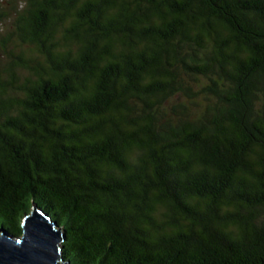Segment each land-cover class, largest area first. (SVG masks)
Returning <instances> with one entry per match:
<instances>
[{"label":"trees","instance_id":"1","mask_svg":"<svg viewBox=\"0 0 264 264\" xmlns=\"http://www.w3.org/2000/svg\"><path fill=\"white\" fill-rule=\"evenodd\" d=\"M34 206L69 264H264V0H0V231Z\"/></svg>","mask_w":264,"mask_h":264},{"label":"water","instance_id":"2","mask_svg":"<svg viewBox=\"0 0 264 264\" xmlns=\"http://www.w3.org/2000/svg\"><path fill=\"white\" fill-rule=\"evenodd\" d=\"M22 234L7 236L0 231V264H69L63 261V233L36 206L21 224Z\"/></svg>","mask_w":264,"mask_h":264}]
</instances>
